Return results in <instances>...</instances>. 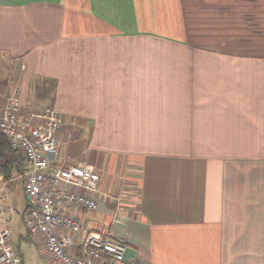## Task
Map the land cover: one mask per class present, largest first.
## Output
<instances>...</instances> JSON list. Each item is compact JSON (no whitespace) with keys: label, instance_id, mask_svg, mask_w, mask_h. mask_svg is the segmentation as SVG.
Returning a JSON list of instances; mask_svg holds the SVG:
<instances>
[{"label":"crops","instance_id":"crops-1","mask_svg":"<svg viewBox=\"0 0 264 264\" xmlns=\"http://www.w3.org/2000/svg\"><path fill=\"white\" fill-rule=\"evenodd\" d=\"M12 95L85 131L82 151L59 144L101 172L75 243L123 241L103 264H264V0H0Z\"/></svg>","mask_w":264,"mask_h":264},{"label":"built area","instance_id":"built-area-1","mask_svg":"<svg viewBox=\"0 0 264 264\" xmlns=\"http://www.w3.org/2000/svg\"><path fill=\"white\" fill-rule=\"evenodd\" d=\"M21 110L17 96L0 104V134L24 159V168L16 175L23 178L28 212L25 226L29 235L43 245L57 264H103L104 257L124 261L126 244L99 231H88L79 244L75 243L83 228L75 214L93 213L105 206L95 195L102 184L98 167L84 160L76 161L70 153L61 154L58 130L64 114L52 106L27 116H22ZM12 179H6L0 168V264H22L11 242L13 207L6 188ZM75 245L77 252L73 251Z\"/></svg>","mask_w":264,"mask_h":264},{"label":"rangeland","instance_id":"rangeland-1","mask_svg":"<svg viewBox=\"0 0 264 264\" xmlns=\"http://www.w3.org/2000/svg\"><path fill=\"white\" fill-rule=\"evenodd\" d=\"M46 92V91H42ZM13 96V95H12ZM11 97V96H10ZM97 126V124H95ZM84 130H69L68 136L64 134H60V131L58 130V134H60L61 137V144L64 143L65 145H69L70 148L73 146H76L77 149L82 151V148L89 143L88 138L85 139L86 135L84 134ZM87 133V131H86ZM72 140H71V138ZM94 137L93 141L91 143L96 144L97 143V137H98V129H91L90 131V140ZM91 144L90 147L94 149V145ZM15 175V174H14ZM14 179L9 181L7 185V193L9 195L10 204L13 207V220H12V244L21 250H27L28 254H33V261L32 264H43L41 262L40 255L34 248L32 244H30L28 241L32 240L33 238L31 236H28L27 228L25 226V218L28 216L27 212V197L25 195L24 187H23V178L20 176H13ZM28 245V246H27Z\"/></svg>","mask_w":264,"mask_h":264},{"label":"trees","instance_id":"trees-1","mask_svg":"<svg viewBox=\"0 0 264 264\" xmlns=\"http://www.w3.org/2000/svg\"><path fill=\"white\" fill-rule=\"evenodd\" d=\"M0 168L6 179L12 178L19 170L24 168V159L22 154L20 151L13 149L8 138L2 134H0ZM16 250L19 253L17 248Z\"/></svg>","mask_w":264,"mask_h":264}]
</instances>
